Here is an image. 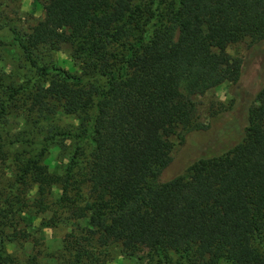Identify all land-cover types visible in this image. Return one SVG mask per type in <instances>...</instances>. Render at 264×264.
<instances>
[{
	"label": "trees",
	"instance_id": "obj_1",
	"mask_svg": "<svg viewBox=\"0 0 264 264\" xmlns=\"http://www.w3.org/2000/svg\"><path fill=\"white\" fill-rule=\"evenodd\" d=\"M39 4L35 44L15 26L0 40V264H106L112 246L264 264V87L233 146L163 179L171 137L205 131L194 97L241 79L227 47L264 42V0ZM66 46L74 71L54 58Z\"/></svg>",
	"mask_w": 264,
	"mask_h": 264
},
{
	"label": "rangeland",
	"instance_id": "obj_2",
	"mask_svg": "<svg viewBox=\"0 0 264 264\" xmlns=\"http://www.w3.org/2000/svg\"><path fill=\"white\" fill-rule=\"evenodd\" d=\"M43 18V9L39 4L35 9L32 0H0V40H10L9 26H15L30 35V42L36 43L32 28ZM227 53L235 62L241 64V79L237 83H224L209 92L197 95L196 123L205 131L188 135L183 144L180 138L171 137L174 149L173 162L163 175L164 180L184 175L190 163L197 156L216 152L224 145L233 146L243 135L249 111L256 105L257 95L264 87V42H253L245 39L237 44L229 45ZM71 48L65 47L54 55L57 64L68 71L76 70V62L71 58ZM0 55L11 62L12 53L0 48ZM2 66V64H0ZM71 122V120H65ZM227 130V131H226ZM226 131V132H224ZM52 155L48 161H52ZM6 181V179H5ZM7 183V181H6ZM69 232V228L59 226L47 231V244L56 246L55 240L61 239ZM51 240V241H50ZM23 263L24 256L16 254ZM134 258V261L129 259ZM150 253L145 247L123 248L112 246L106 258V264H149Z\"/></svg>",
	"mask_w": 264,
	"mask_h": 264
}]
</instances>
